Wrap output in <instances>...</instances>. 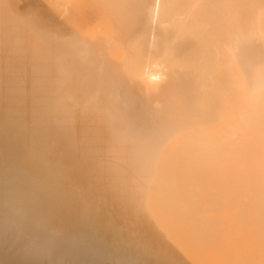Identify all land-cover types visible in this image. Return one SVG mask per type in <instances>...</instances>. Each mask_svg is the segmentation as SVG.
Instances as JSON below:
<instances>
[{
  "label": "bare ground",
  "instance_id": "1",
  "mask_svg": "<svg viewBox=\"0 0 264 264\" xmlns=\"http://www.w3.org/2000/svg\"><path fill=\"white\" fill-rule=\"evenodd\" d=\"M262 242L264 0H0V264Z\"/></svg>",
  "mask_w": 264,
  "mask_h": 264
},
{
  "label": "rangeland",
  "instance_id": "2",
  "mask_svg": "<svg viewBox=\"0 0 264 264\" xmlns=\"http://www.w3.org/2000/svg\"><path fill=\"white\" fill-rule=\"evenodd\" d=\"M32 7H33L34 9H37V10H39L41 7H43V8L40 9V10H42V12H41L40 10H39V12H40V14L43 15V16H44V15H47V14H46V13H47V12H46L47 10L45 9L46 7H45L44 5H43V6H42V5H39L38 2H36V3L34 4V6L32 5ZM38 7H39V8H38ZM43 12H44L45 14H44ZM45 18H46V17H45ZM47 18H48V16H47ZM51 18H52L53 21L57 22V21H56V20H57L56 18H53V17H51ZM48 19H49V18H48ZM48 19L45 20V22L48 21ZM49 20H50V19H49ZM45 22H44V23H45ZM48 22H50V21H48ZM48 22H46V23H48ZM46 23H45V24H46ZM45 24H44V25H45ZM45 26H47V25H45ZM262 243H263V244H261V243L258 244V246H260V247H259V251L261 250V247H264V242H262ZM236 244L238 245V243H235V245H236ZM240 244H241V245H239V246L236 245V247L242 248V247H241V246H242V243H240ZM245 244H247V243H245ZM245 244H243V246H246ZM250 244H251V243H250ZM230 245H231V244H230ZM230 245H228V246L230 247ZM233 245H234V244H232L231 246H233ZM247 245H249V244H247ZM253 245H256V243H255V244L253 243ZM262 245H263V246H262ZM228 246L226 245L227 248H228ZM249 246H251V245H249ZM233 247H235V246H233ZM252 247H253V246H252ZM255 247H257V245H256ZM239 248H238V249H239ZM235 249H236V248H235ZM262 250H264V249H262ZM260 252H261V251H260ZM263 252H264V251H262L261 254H264ZM241 253H243V252H241ZM228 254H229V253H228ZM228 254H227V255H228ZM261 254L259 255V257H260V256H262V257L264 256V255H261ZM256 255H258V254H255V256H256ZM229 256H230V255H229ZM243 256H245V254H243ZM243 256H242V257H243ZM248 256H250V255H248ZM255 256H252V255H251V257H250V259H251V258H254V260L251 259V260H252V263H253V261H255ZM215 257H217V256H215ZM218 257H219V256H218ZM218 257L215 258V260L218 259L217 261L219 262V258H218ZM242 257H241V258H242ZM246 257H247V255H246ZM259 257L257 256V258H259ZM225 258H226V259H225ZM225 258L220 257V259H225V260H221V262H223V263H225L224 261L227 260L225 264H227L228 262H230V260H233V258L230 259L228 256H226ZM227 258H228L229 260H228ZM234 259H237V258H234ZM260 259H262V258L260 257ZM263 259H264V258H263ZM263 259H262V260H263ZM251 260H249V262H251ZM262 260H261L260 262H262ZM217 261H216V262H217ZM238 261H240V258H239ZM241 261H244V258L241 259ZM241 261H240V263H242ZM245 261H246V260H245ZM245 261H244V263H245ZM216 262H214V263L216 264ZM221 262H219V263H217V264H220ZM233 262H236V261L234 260ZM233 262H230V263L233 264ZM249 262L247 261L246 263H247V264H250ZM256 262H257V261H256ZM256 262H255V264H258V263H256ZM223 263H221V264H223ZM230 263H229V264H230ZM236 263H237V262H236ZM236 263H235V264H236ZM252 263H251V264H252ZM263 263H264V261H263ZM238 264H239V263H238ZM259 264H260V263H259Z\"/></svg>",
  "mask_w": 264,
  "mask_h": 264
}]
</instances>
